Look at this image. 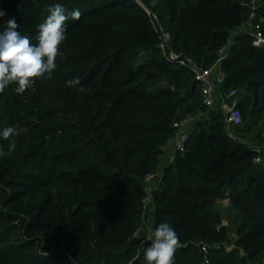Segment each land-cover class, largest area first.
I'll use <instances>...</instances> for the list:
<instances>
[{
    "label": "trees",
    "instance_id": "trees-1",
    "mask_svg": "<svg viewBox=\"0 0 264 264\" xmlns=\"http://www.w3.org/2000/svg\"><path fill=\"white\" fill-rule=\"evenodd\" d=\"M56 4L69 19L52 78L0 93V150L16 143L0 157V264H146L144 175L174 120L208 110L192 68L170 52L207 65L225 43L223 88L242 92L243 122L233 134L223 117L191 127L153 190V228L178 234L174 264H264V127L253 132L261 147L244 137L264 119V47L241 29L251 0H0V33L15 18L36 44ZM256 12L264 28V0ZM74 78L84 92L67 86ZM8 127L24 131L5 140ZM223 207L237 221L233 242Z\"/></svg>",
    "mask_w": 264,
    "mask_h": 264
},
{
    "label": "clouds",
    "instance_id": "clouds-1",
    "mask_svg": "<svg viewBox=\"0 0 264 264\" xmlns=\"http://www.w3.org/2000/svg\"><path fill=\"white\" fill-rule=\"evenodd\" d=\"M50 15L39 24L37 43L33 44L27 35H21L17 30L19 25L15 18L6 21L5 30L0 33V93L10 85H16L14 91L22 95L33 88L38 79H51L56 69V59L60 55V46L66 40V21L69 15L60 4L49 9ZM6 13L0 10V17ZM73 20H79V10L71 12ZM79 78L67 81V86L76 88L79 92L85 89L80 85ZM79 86V87H78ZM24 129L5 128L2 137L8 140L18 136ZM16 148L12 141L8 152L0 150V157L11 154ZM181 247L179 236L168 223H160L152 232L151 243L143 248L146 264H174V254ZM69 264H73V259Z\"/></svg>",
    "mask_w": 264,
    "mask_h": 264
},
{
    "label": "built area",
    "instance_id": "built-area-1",
    "mask_svg": "<svg viewBox=\"0 0 264 264\" xmlns=\"http://www.w3.org/2000/svg\"><path fill=\"white\" fill-rule=\"evenodd\" d=\"M257 1L258 0H251L252 9L249 16L242 23L241 29L247 31L252 36V43L254 45L264 47V28L261 18L257 17ZM168 38L169 33L163 31L159 43L162 48H165ZM228 44L229 43L223 44L218 49L216 60L207 65L197 63L192 57L183 56L173 51L170 52V57L172 59H177L179 63L190 65L193 70L194 78L200 86L202 102L208 109L216 106L218 94L221 92V102L220 104L217 103L218 108H220L222 112V117L227 128L230 130V133L233 134L234 128L243 122V113L238 106L237 87L232 86L229 89L223 88L226 72L222 66V59L226 54ZM199 118L200 114L186 113L174 120L173 124L177 128L176 134L174 135L177 150H183L185 148L186 141L189 137V131ZM254 158L255 160L261 159L259 155H256ZM162 174L163 171L155 169L144 175L143 180L146 194L142 199L143 217L154 209L153 190L159 186ZM151 182L153 185L150 184ZM228 198L229 197L226 195L223 200H228ZM142 230V224H140L136 230V234H140ZM149 241L150 244L151 239Z\"/></svg>",
    "mask_w": 264,
    "mask_h": 264
},
{
    "label": "rangeland",
    "instance_id": "rangeland-1",
    "mask_svg": "<svg viewBox=\"0 0 264 264\" xmlns=\"http://www.w3.org/2000/svg\"><path fill=\"white\" fill-rule=\"evenodd\" d=\"M241 91H240V94L241 95ZM238 95V97H239ZM264 127V119L260 120L256 126H255V130L253 129L252 131H250L249 133H244V137L249 140V141H252L254 143H260L262 144L263 141H255L257 139V135L253 132H256V130H259V129H262ZM236 129V127L234 128ZM235 131V130H234ZM225 204H228V200H222ZM230 211L228 208L226 207H223V210H222V215H223V218H222V222L227 225L228 227V235L231 239V241L233 242L236 237H237V221L233 218L232 215L229 214ZM148 225H145V224H142V232H140V235H143L145 236V240H150L152 238V235H151V231H152V227L150 225V223L148 222L147 223ZM147 230H150V233H146Z\"/></svg>",
    "mask_w": 264,
    "mask_h": 264
},
{
    "label": "crops",
    "instance_id": "crops-1",
    "mask_svg": "<svg viewBox=\"0 0 264 264\" xmlns=\"http://www.w3.org/2000/svg\"><path fill=\"white\" fill-rule=\"evenodd\" d=\"M221 102V92L220 94H218V100L217 103L220 104ZM216 103V106L208 109L206 112H204L203 116L199 119H202L204 117H208L209 115H211L212 113L218 112L220 110H218V104ZM211 110H216L212 113H210ZM259 147L262 146V144H258ZM177 148L175 145V136H173L172 138H170L164 145H163V152L160 155V160H159V164L157 169L160 171H163L165 169V167L174 160L175 154H176ZM151 185H153V183H150ZM145 186V185H144ZM150 223L151 227H152V231H151V235L152 232L155 230L153 228V221H152V212L147 213L144 217L142 215L141 220H140V224H145L148 225L147 223ZM146 233H150V230H147Z\"/></svg>",
    "mask_w": 264,
    "mask_h": 264
},
{
    "label": "water",
    "instance_id": "water-1",
    "mask_svg": "<svg viewBox=\"0 0 264 264\" xmlns=\"http://www.w3.org/2000/svg\"><path fill=\"white\" fill-rule=\"evenodd\" d=\"M220 117H222V112L218 111V112L212 113L208 117H204L202 119L197 120L195 124L196 125L208 124L210 121H212V120H214L216 118H220ZM146 244H147V241H143L142 247L146 246Z\"/></svg>",
    "mask_w": 264,
    "mask_h": 264
}]
</instances>
